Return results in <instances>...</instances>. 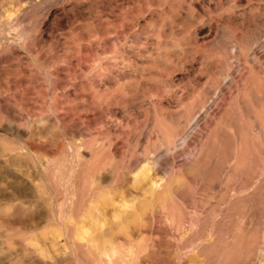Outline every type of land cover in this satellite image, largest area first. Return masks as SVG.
Wrapping results in <instances>:
<instances>
[{
  "label": "rangeland",
  "instance_id": "obj_1",
  "mask_svg": "<svg viewBox=\"0 0 264 264\" xmlns=\"http://www.w3.org/2000/svg\"><path fill=\"white\" fill-rule=\"evenodd\" d=\"M105 1L100 17L50 14L39 24L34 11L45 0H0V83L23 80L30 92L24 113L11 107L10 91L0 95L3 116L21 133L0 149L25 144L38 159L36 170L22 149L0 186V203L14 202L0 210V264H52L32 250L48 254L55 240L66 247L65 232L74 255L63 264H93L85 250L104 243L121 251L118 264H264V0H160L139 20L138 1V12ZM88 44L123 46L133 64L113 66L108 54L86 65L87 76L76 74L62 60ZM96 181L108 200L97 203L105 223L81 226ZM52 195L68 227L33 224Z\"/></svg>",
  "mask_w": 264,
  "mask_h": 264
},
{
  "label": "bare ground",
  "instance_id": "obj_2",
  "mask_svg": "<svg viewBox=\"0 0 264 264\" xmlns=\"http://www.w3.org/2000/svg\"><path fill=\"white\" fill-rule=\"evenodd\" d=\"M100 0H45V2H44V4L42 5L43 7L42 8H40L39 7V9L37 8L34 12H36V15L40 18V19H38L39 20V24H40V21H42V20H44V19H46L47 20V18H49V16H50V14H52V16L54 17V20H56V19H58V18H66V19H70V20H72L71 18H74V20H76L77 18H79V17H82L83 18V16L85 15V13L87 14V12H88V14H96L95 16H99V12H98V10H96L97 9V6H99L100 7V5H98V3H100L99 2ZM107 1V0H106ZM105 1V2H106ZM109 2H112V0H108ZM107 1V2H108ZM113 1H117L118 3H120L118 0H113ZM120 1H122V0H120ZM124 1V3L126 2V10L127 11H129V10H131L132 12L133 11H135V9H133L134 7L133 6H131V5H133V0H128V1H130V3L127 1V0H123ZM135 1H138V4L137 5H139V7L141 8V10H140V13L137 15V17H136V19H140L141 17H143V16H145L149 11H150V9H151V7L152 6H154V5H157V6H159V5H161V2H160V0H156L155 2H153V1H150V0H135ZM109 2L108 3H106V4H109ZM116 3V2H115ZM115 3H114V6H115ZM118 3H117V8L118 7H120L121 9L123 8L124 9V7H121V6H119L118 5ZM135 3V2H134ZM100 4H102V3H100ZM105 4V3H104ZM123 3H121L120 5H122ZM226 4V3H225ZM112 5H113V2H112ZM111 5V3H110V5H109V8H108V12H109V9L111 8L110 6H112ZM135 5V4H134ZM177 5V4H176ZM108 6V5H107ZM123 6H125V4L123 5ZM163 6V5H162ZM133 7V8H132ZM113 9V8H112ZM121 9H120V11H121ZM133 9V10H132ZM137 9V10H138ZM116 10V9H115ZM118 10V9H117ZM135 11V12H138V11ZM177 10V9H176ZM227 10H231V8L230 7H228L227 8ZM246 10V9H245ZM86 11V12H85ZM127 11H124V12H126V14L127 13H130V12H127ZM166 11V10H165ZM177 11H179V10H177ZM180 11H181V9H180ZM53 12V13H52ZM101 12V11H100ZM104 11H102V13H103ZM111 12H113L112 10H111ZM111 12H109V14L111 13ZM117 12V11H116ZM123 12V11H122ZM123 12V13H124ZM131 12V13H132ZM155 12V11H154ZM168 12H170L171 13V10H169ZM245 12V11H244ZM243 12V13H244ZM263 12V11H262ZM133 14V13H132ZM137 14V13H136ZM124 15V14H123ZM36 16V17H37ZM244 16V15H243ZM258 16V15H257ZM100 17V16H99ZM102 17V16H101ZM134 17V16H133ZM189 17V16H188ZM263 17H264V15H263ZM191 18V17H190ZM252 18V17H251ZM69 19H68V21H69ZM99 19V18H98ZM260 19H262V18H260ZM37 20V21H38ZM96 20V19H95ZM94 20V21H95ZM101 20V19H100ZM100 20H98L99 22H100ZM192 20V19H191ZM255 20V19H254ZM259 20V19H258ZM78 21V20H77ZM187 21H188V19H187ZM196 21V20H195ZM263 21V20H262ZM46 22V21H45ZM36 23V22H35ZM43 23H44V21H43ZM71 23V22H70ZM47 24V23H46ZM74 24V23H73ZM98 24V23H97ZM99 25V24H98ZM102 25V24H101ZM51 28H53V27H51ZM91 28V27H90ZM93 28V27H92ZM37 30H38V28H37ZM36 30V31H37ZM41 30V29H40ZM43 30V29H42ZM35 31V30H34ZM34 31H32L33 33H34ZM51 31V30H50ZM52 31H53V29H52ZM89 31V30H88ZM44 32V31H43ZM91 32H92V30H91ZM105 35H107V33L105 34ZM104 35V36H105ZM93 37V36H92ZM99 37V36H98ZM101 37V36H100ZM87 39V38H86ZM123 40V39H122ZM68 42V41H67ZM84 42V41H83ZM90 42V41H89ZM87 43V42H86ZM66 44V43H65ZM122 44V43H121ZM65 46V45H64ZM120 46V45H119ZM73 47V46H72ZM83 47V46H82ZM40 49V48H39ZM41 49H42V47H41ZM63 49V48H62ZM67 49V48H66ZM174 49V48H173ZM78 52V54H79V56L78 57H74V56H71L70 58H66V59H64V60H62L63 62L65 61V62H67L68 64H69V66H71V67H73V71L77 74V72L76 71H78V70H80V72L82 73V75L81 76H84V75H86L87 76V73H85V67H86V65L87 64H89L90 62H92V63H98L99 62V64L100 65H102L101 63H102V60H103V56H105V55H108V54H111L112 55V61H113V66H114V64H115V62L116 63H118L119 64V61L118 60H120V63H122V64H125V66H127V67H130V66H132V64H133V56H131V54H129L128 53V51L127 50H125V47H116V48H114L113 50H109V51H104V50H99L98 48H93V47H90V45L88 44V45H85V47L84 48H82V50H81V48H79L78 50H77ZM157 51V50H156ZM174 51V50H173ZM180 51V50H179ZM37 52V51H36ZM60 52V51H59ZM67 52V51H66ZM76 52V51H75ZM155 52V51H154ZM159 52V51H158ZM161 52V51H160ZM17 54V53H16ZM158 54V53H157ZM43 56H46V55H44V54H42ZM59 55V54H58ZM64 55V54H63ZM68 54H66V56H67ZM71 55V54H70ZM133 55V54H132ZM136 55V54H135ZM141 55V54H140ZM145 55V54H144ZM69 56V55H68ZM59 57V56H58ZM137 56H135V58H136ZM141 57H142V55H141ZM145 57V56H144ZM143 57V58H144ZM65 58V57H64ZM146 58V57H145ZM144 58V59H145ZM14 59V58H13ZM60 59V58H59ZM106 59V58H105ZM138 59H140V57H138ZM9 60V59H8ZM12 60V59H11ZM17 60V59H16ZM45 60V59H44ZM48 60V59H47ZM149 60V59H148ZM1 61V60H0ZM15 61V60H14ZM109 61V60H108ZM118 61V62H117ZM136 61H138V60H136ZM145 61V60H144ZM4 62H5V60H4ZM10 62V61H9ZM44 62V61H43ZM50 62V61H49ZM105 62H107V61H105ZM142 62V61H141ZM15 63V62H14ZM13 63V64H14ZM112 62H110V64H111ZM146 63H148V61L146 62ZM7 64V63H6ZM10 64V63H9ZM68 64H67V66H68ZM135 64V63H134ZM149 64V63H148ZM20 65V64H19ZM47 65V64H46ZM95 65V64H94ZM105 65V64H104ZM112 65V64H111ZM120 65V64H119ZM137 65H138V63H137ZM137 65H135V66H137ZM32 66V65H31ZM42 67H43V65H41ZM61 66H64V64L63 65H61ZM109 66V65H108ZM116 66H117V64H116ZM115 66V67H116ZM122 66H124V65H122ZM141 66H144V62H143V64H141ZM70 67V68H71ZM133 67H134V65H133ZM145 67V66H144ZM17 68V67H16ZM31 68V67H30ZM47 68V67H46ZM65 68V67H64ZM89 68H90V66H89ZM1 69V68H0ZM23 69H25V68H23ZM4 70V69H3ZM2 70V71H3ZM32 70V69H31ZM65 70V69H64ZM86 70H87V68H86ZM98 70V69H97ZM11 71V70H10ZM22 71V70H21ZM25 71V70H24ZM34 71V70H33ZM63 71V70H62ZM66 71V70H65ZM70 71V70H69ZM71 71H72V69H71ZM18 72V71H17ZM31 72V71H30ZM73 72V73H74ZM79 72V73H80ZM1 73L2 74H5L4 72H1L0 71V75H1ZM7 73V72H6ZM10 73V72H9ZM8 73V74H9ZM15 73V72H14ZM24 73V72H23ZM71 73V72H70ZM74 73V74H75ZM92 73H94V72H91V74ZM101 73V72H100ZM111 73V72H110ZM13 74V73H12ZM16 74H18V73H16ZM98 74H99V72H98ZM35 75H37V74H35ZM103 77H105L106 76V73L104 74H100V76H98L97 75V72H95L94 73V77L96 76V77H100V80H101V77L102 76ZM44 76V75H43ZM66 76V75H65ZM64 76V77H65ZM137 76V75H136ZM16 77V76H15ZM75 77V76H74ZM102 77V78H103ZM134 78V77H133ZM26 79V78H25ZM9 81L8 82H2V83H0V95L2 94V93H5V92H8V91H10L11 92V95L10 96H8L9 97V103H10V105H11V107L13 108V109H15V110H18L19 112L20 111H23V110H25V108H27L26 107V105L27 104H25L24 102H23V99H26L29 95H30V92H29V89L28 88H26L25 86H24V81L22 80V81H20V80H16V81H14V80H12V79H8ZM43 83V82H42ZM68 83V82H67ZM86 83V82H85ZM132 83V82H131ZM11 84V85H10ZM71 84V83H70ZM73 84V83H72ZM61 85H62V83H61ZM48 86V85H47ZM70 86V85H69ZM84 86V85H83ZM91 86V85H90ZM45 87V86H44ZM115 87V86H114ZM48 88V87H47ZM79 88V87H78ZM106 89V88H105ZM48 90V89H47ZM88 90V89H87ZM90 90V89H89ZM114 90H115V88H114ZM13 91V92H12ZM60 91V90H59ZM64 91V90H63ZM91 91H92V89L90 90V93H91ZM105 91V90H104ZM57 92V91H56ZM56 92L54 91V93L56 94ZM65 93H66V90L64 91ZM102 93H104L103 91H101ZM100 92V93H101ZM45 93V92H44ZM60 93V92H59ZM74 93H75V91H74ZM89 93V92H88ZM89 93V94H90ZM93 93V92H92ZM47 94V93H46ZM72 94V93H71ZM95 94V93H94ZM107 94V93H106ZM110 94V93H109ZM52 95V94H51ZM61 95V94H60ZM111 95V94H110ZM77 96V95H76ZM83 96H85V95H83ZM65 97V96H64ZM72 97V96H71ZM86 97H89L88 95L86 96ZM90 98H91V96H90ZM122 98V97H121ZM29 99H31V98H29ZM46 99V98H45ZM71 99V98H70ZM85 99V98H84ZM126 99V98H125ZM3 100V99H2ZM47 100V99H46ZM50 100V99H49ZM69 100V99H68ZM80 100V99H79ZM78 100V101H79ZM87 100V99H86ZM90 100H93V99H90ZM7 101V100H6ZM95 101V100H94ZM8 102V101H7ZM82 102H84V101H82ZM108 102V101H107ZM61 103V102H60ZM65 103V102H64ZM69 103V102H68ZM75 103V102H74ZM91 103V102H90ZM89 103V104H90ZM93 103V102H92ZM101 103V102H100ZM72 104V103H71ZM94 104V103H93ZM99 104V103H98ZM8 106H9V104H7ZM80 105V104H79ZM102 105V104H101ZM101 105H100V107H101ZM28 106V105H27ZM86 106H88V104L86 105ZM91 106H93V107H91V109H94V107H95V109H96V106H94V105H92L91 104ZM98 106V105H97ZM105 106V105H104ZM5 107V106H4ZM53 105H52V109H53ZM60 107V106H59ZM66 107V106H65ZM102 107H103V105H102ZM55 108V107H54ZM62 108V107H61ZM72 108V107H71ZM77 108V107H76ZM89 108H90V106H89ZM98 108V107H97ZM105 108V107H104ZM10 109V108H9ZM56 109V108H55ZM75 109V108H74ZM85 109H87V108H85ZM113 109V108H112ZM4 110V108L2 107V106H0V141H2V140H8V139H13L14 137H19L20 135H21V133H20V135H19V131H20V125L18 124V122L17 123H15V121H14V119L12 120V119H10V118H6L5 116H3V111ZM14 110V111H15ZM64 110H66L65 108H64ZM68 110H70L69 108H68ZM68 110H66V112L68 111ZM106 110V109H105ZM10 111V110H9ZM26 111H28V110H25V112ZM53 111H54V109H53ZM74 111H76V110H74ZM94 111V110H93ZM97 111V110H96ZM95 111V112H96ZM101 112H102V110H100ZM100 111H98V113L100 112ZM6 112V111H5ZM70 112V111H69ZM17 114H18V112H16ZM22 113H24V111L22 112ZM56 113H57V109H56ZM61 113V112H60ZM71 113V112H70ZM85 113V112H84ZM104 113V112H103ZM65 114V113H64ZM77 114H79V113H77ZM18 115H20V114H18ZM21 115H23V114H21ZM25 115V114H24ZM28 115H29V113H28ZM92 115V114H91ZM95 115V114H94ZM61 116V115H60ZM65 116H67V115H65ZM73 116V115H72ZM101 116V115H100ZM18 117V116H17ZM24 117V116H23ZM63 117V116H62ZM71 117V116H70ZM70 117H66V119L68 118H70ZM79 117H80V115H79ZM85 117V116H84ZM102 117V116H101ZM14 118V117H13ZM94 118V117H93ZM20 119H22V116H21V118ZM19 119V120H20ZM25 119V118H24ZM46 119V118H45ZM44 119V120H45ZM60 119V118H59ZM65 119V120H66ZM79 119V118H78ZM84 119V118H83ZM109 119H111L110 117H109ZM58 120V119H57ZM65 120H63V119H61L60 120V122L63 124L64 123V121ZM70 120V119H69ZM113 120V119H112ZM5 121H7V123L8 124H6V122ZM18 121V120H17ZM33 121V120H32ZM43 120L41 119H39V121L37 122V123H41ZM59 121V120H58ZM88 121V120H87ZM101 121V120H100ZM44 122V121H43ZM70 122V121H69ZM68 122V123H69ZM5 123V124H4ZM44 123H46V122H44ZM66 123V122H65ZM89 123V122H88ZM113 123H114V121H113ZM71 124V123H70ZM100 124H101V122H100ZM106 124V123H105ZM39 125V124H38ZM37 125V126H38ZM66 125V124H65ZM44 126H47L46 124L44 125ZM64 126V125H63ZM74 126V125H73ZM72 126V127H73ZM39 127V126H38ZM48 127V126H47ZM37 128V127H36ZM40 128V127H39ZM76 128V127H75ZM25 129V128H24ZM42 129V128H41ZM73 130H74V128H73ZM42 131V130H41ZM71 131V130H70ZM39 132V131H38ZM29 135H31V134H29ZM28 135V136H29ZM38 135V134H37ZM40 136V135H39ZM43 136V135H42ZM45 136V135H44ZM23 137H24V135H23ZM29 138V137H28ZM36 138H38V137H36ZM41 138H43V137H41ZM35 140V139H34ZM40 142H41V140H39ZM94 141V140H93ZM27 143V142H26ZM45 143V142H44ZM100 143V142H99ZM21 145L23 144V143H20ZM19 144V145H20ZM32 144V143H31ZM91 144V143H90ZM24 145V146H23ZM22 145V148H15V147H13L12 145L11 146H9V148H7V147H3V148H1L0 149V186H1V184H2V186L3 185H5L6 184V182H5V180H6V178H7V172H8V169L10 168V166H12L13 165V167H14V165H17L18 164V162H17V159H18V157H19V154H22V149H26V154L29 156V158H31L32 160H33V163H34V167H35V169L37 170L38 169V159H37V157H36V155H34V153H32V152H30V150L27 148V146H25V144H23ZM40 145V144H39ZM39 145H36V146H38V147H40ZM44 145V144H43ZM61 146V145H60ZM32 147H33V149L35 150V151H37V149H36V147H35V145L33 146V144H32ZM39 149V148H38ZM61 149V148H60ZM59 150V149H58ZM57 150V151H58ZM57 153V152H56ZM23 157V156H22ZM95 158V157H94ZM145 172H146V168H145V170H143V171H141L140 173H138L137 174V176L135 177V179H137V178H139V176L141 175V176H144L145 175ZM79 176V175H78ZM80 177V176H79ZM81 178V177H80ZM44 179V178H43ZM87 179V178H86ZM5 184H4V183ZM85 184V183H84ZM103 181L102 182H98V181H96V182H92L91 183V187L90 188H88V192H91V195H88V196H90L91 197V199L88 201V203H87V205H86V209H87V211H86V213H85V215H81L82 216V220H80L79 222H78V224H82L81 226H83L84 224H86V223H88V224H95V223H97V224H99L100 225V223L101 222H103L104 221V223H105V220L103 219V218H105V208L106 207H102V206H97V203H101V200L103 199V200H106V199H104L103 197H104V195L103 194H105V192L103 191L104 189H103ZM48 189H49V191L50 192H52V184L49 182L48 183V185L46 186ZM82 187H83V185H82ZM159 187V186H158ZM46 189V188H45ZM89 189L91 190V191H89ZM41 190V189H40ZM85 190H83V192H84ZM32 192V191H31ZM87 192V193H88ZM35 193V192H34ZM33 194V193H32ZM37 193H35V195H36ZM52 194V193H51ZM84 194V193H83ZM89 194V193H88ZM35 195L33 194L32 195V197L34 196L35 197ZM6 196V195H5ZM53 197L51 198V205L49 206V208L48 209H46V210H44V209H42L41 210V214L38 216V215H36V216H38V217H35L34 218V221H33V224L34 223H36L38 226L40 225V224H50L51 223V219H54V220H56L60 225H62V226H64V227H68V224L70 223V224H72V222L70 221L71 219H70V217H68L70 220H68L67 219V217L65 216V215H63V211H62V214L60 215V214H57V211H58V199H57V197L55 196V195H52ZM3 197H4V195H3ZM86 197V196H85ZM101 199V200H100ZM107 199H108V197H107ZM88 200V199H87ZM1 201V200H0ZM13 200H7V201H5V202H3V203H0V210L1 209H3L4 207H6V206H8V207H10L9 205H13ZM81 202V201H80ZM107 202H108V200H106V201H103V203H104V206H106L107 205ZM40 203V202H39ZM46 203V202H45ZM115 203H116V200H115ZM114 202H113V204H111V202H110V207H111V205L114 207V210L116 211V208H115V206H116V204H115ZM80 204V203H79ZM82 204V203H81ZM102 205V204H101ZM38 206H39V204H38ZM85 206V205H84ZM41 207V206H40ZM100 207H102V209L100 208ZM108 207V206H107ZM16 208H14V210H15ZM4 210H5V208H4ZM44 210V211H43ZM16 211V210H15ZM40 211V210H39ZM43 211V212H42ZM113 211V210H112ZM114 212V211H113ZM117 213V212H116ZM48 215H49V217H48ZM247 215V214H246ZM34 216V215H33ZM80 216V217H81ZM226 216V215H225ZM224 216V217H225ZM75 217V216H74ZM77 217V216H76ZM80 217H79V219H80ZM114 217H115V215H114ZM57 218V219H56ZM28 219H29V217H28ZM32 220H33V218H31ZM222 219L224 220L225 218H223L222 217ZM29 221V220H28ZM32 222V221H31ZM77 222V221H76ZM77 224V223H76ZM177 224V223H176ZM78 226H80V225H78ZM183 226V225H182ZM40 227V226H39ZM180 229V228H179ZM177 230H178V227H177ZM86 232V231H85ZM66 234H64V236H66V239H65V244L64 245H66V247H63V245H60V241H57V240H55V241H53L51 244H53V246H52V249L48 252V254H45V253H43V249H33L32 251H34V252H37L38 254H40V257H42V258H44L45 260L46 259H50L51 261H52V264H61L62 263V261H63V259H65V258H68L69 257V255H74V248H73V246H72V242H71V240H70V238H71V235H67L68 233L67 232H65ZM235 235V234H234ZM60 237V236H59ZM233 237H235V236H233ZM58 238V237H57ZM264 238V237H263ZM59 240V239H58ZM233 240V239H232ZM63 242V241H62ZM72 243V244H71ZM231 243V242H230ZM263 244H264V242H262ZM36 244H38V243H36ZM105 245H106V243H104ZM31 245V244H30ZM33 245H35V244H33ZM104 245V247L102 246H100V247H96V248H93V247H91L90 246V248L91 249H95L96 251L94 252V250H91V249H86L85 250V248H83V253H84V250H85V255H86V257H88L89 256V258H90V262L91 261H93L92 263L93 264H118V258L119 257H117V256H119V255H121L120 254V252L121 251H119V249L117 248V247H115L114 245H112V243H111V245L109 244V246L108 247H106ZM230 245V244H229ZM262 245V244H261ZM36 246V245H35ZM34 246V247H35ZM83 246V245H82ZM81 246V247H82ZM84 246H86V245H84ZM88 246V245H87ZM238 246V245H237ZM258 246V245H257ZM260 246V245H259ZM264 246V245H263ZM253 247V246H252ZM262 247V246H261ZM29 248H32V247H29ZM233 248H234V246H233ZM227 249H228V244H227V246L225 245V249L224 250H222V251H219L218 252V255H217V257H215V259L216 258H222L225 254H227L226 253V251H227ZM264 249V248H263ZM200 250H201V248H200ZM230 250V249H229ZM260 250H262V248L260 249ZM195 252V251H194ZM262 252H263V250H262ZM196 253L198 254H201V255H204V256H207V255H209V253H208V251L207 250H201V251H199L198 249L196 250ZM229 255V254H228ZM258 255V254H257ZM256 255V256H257ZM76 256V255H75ZM123 256V255H122ZM230 256V255H229ZM233 256V255H232ZM208 257V256H207ZM259 255L256 257V259H255V261L256 260H258L259 259ZM72 258V257H71ZM89 258H87V259H89ZM122 258V257H121ZM124 258V257H123ZM122 258V259H123ZM74 259V258H73ZM224 259V258H223ZM225 259H226V257H225ZM263 259H264V257H263ZM89 261V260H88ZM121 261V260H120ZM227 262V261H226ZM229 262V261H228ZM227 262V263H228ZM231 262V261H230ZM264 262V261H263ZM219 263V262H218ZM257 263V262H256ZM63 264V263H62ZM79 264H81V263H79ZM120 264V263H119ZM217 264V263H216ZM220 264V263H219ZM225 264V263H224ZM253 264V263H252Z\"/></svg>",
  "mask_w": 264,
  "mask_h": 264
}]
</instances>
